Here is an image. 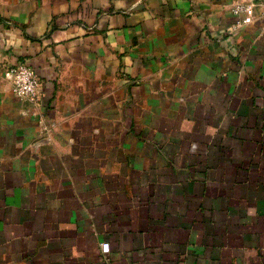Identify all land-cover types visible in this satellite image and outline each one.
Wrapping results in <instances>:
<instances>
[{
    "label": "crops",
    "instance_id": "1",
    "mask_svg": "<svg viewBox=\"0 0 264 264\" xmlns=\"http://www.w3.org/2000/svg\"><path fill=\"white\" fill-rule=\"evenodd\" d=\"M247 2L0 0V264H264ZM16 62L39 102L12 92Z\"/></svg>",
    "mask_w": 264,
    "mask_h": 264
},
{
    "label": "built area",
    "instance_id": "2",
    "mask_svg": "<svg viewBox=\"0 0 264 264\" xmlns=\"http://www.w3.org/2000/svg\"><path fill=\"white\" fill-rule=\"evenodd\" d=\"M260 7L264 17V0H252V2L238 3L233 11L237 15H243L242 22H251L255 14V8ZM12 92L21 99L31 102H39L41 99L42 81L34 70L25 62H16L8 68ZM101 250L108 254L111 250L109 242L101 244Z\"/></svg>",
    "mask_w": 264,
    "mask_h": 264
}]
</instances>
